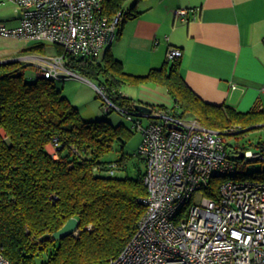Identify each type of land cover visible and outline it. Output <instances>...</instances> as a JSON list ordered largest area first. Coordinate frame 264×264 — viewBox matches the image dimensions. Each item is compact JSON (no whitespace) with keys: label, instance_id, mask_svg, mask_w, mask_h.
<instances>
[{"label":"trees","instance_id":"1","mask_svg":"<svg viewBox=\"0 0 264 264\" xmlns=\"http://www.w3.org/2000/svg\"><path fill=\"white\" fill-rule=\"evenodd\" d=\"M105 1L110 15L126 11L121 29L128 18L139 14L135 5L126 6L128 0ZM28 50L46 54L48 46L39 43ZM105 51L101 58L67 53L66 65L102 87L115 105L127 111L138 112L137 105L142 102L125 95L121 91L124 85L158 84L175 104L171 108L142 104L197 118L224 135L235 157L253 149L239 140L230 142L228 136L240 137L249 129L264 126V106L241 111L226 102L204 100L181 73L182 57L136 75L125 71L110 47ZM55 52L64 49L56 46ZM31 67L34 64L22 59L0 62V250L14 264L106 263L130 242L147 210L143 200L148 192L146 168L128 172L126 140L135 130L132 123L86 119L56 78L37 76L35 71L27 79ZM55 137L61 142L58 157L48 150ZM256 145L264 150V139ZM116 151L121 155L112 157ZM113 162L119 167L111 174ZM250 164L242 165L243 174L264 179V173L248 171ZM223 180L214 177L204 187L205 194L218 199ZM71 217L80 221L78 234L42 240Z\"/></svg>","mask_w":264,"mask_h":264},{"label":"built area","instance_id":"2","mask_svg":"<svg viewBox=\"0 0 264 264\" xmlns=\"http://www.w3.org/2000/svg\"><path fill=\"white\" fill-rule=\"evenodd\" d=\"M8 1L21 23L0 25V37L47 40L64 49L28 57L37 76L47 78L81 76L66 65V54L101 58L119 36L126 16L125 10L110 15L105 0ZM176 14L188 19L189 10L178 9ZM182 56L178 46L168 48L167 61ZM97 88L107 110L123 111L142 133L137 153L146 163L148 190L137 232L117 257L102 264H264V179L242 172L243 164L264 161V150L249 149L235 157L224 135L197 118L171 110H123ZM144 117L156 120L144 124ZM59 140L55 137L49 144L55 157ZM118 167L111 163L109 172ZM214 177H224L218 199L204 192ZM0 264L14 263L0 250Z\"/></svg>","mask_w":264,"mask_h":264},{"label":"crops","instance_id":"3","mask_svg":"<svg viewBox=\"0 0 264 264\" xmlns=\"http://www.w3.org/2000/svg\"><path fill=\"white\" fill-rule=\"evenodd\" d=\"M134 5L139 14L125 21L110 46L126 72L147 74L166 63L170 46H178L183 50L181 73L201 98L226 102L241 111L264 106V0L126 3L128 8ZM178 9H188V19L178 16ZM20 23L13 3L0 0V25L11 28ZM8 38L17 39L0 37V41ZM121 91L142 103L169 108L175 104L166 89L155 83L124 85ZM48 150L54 152L50 145Z\"/></svg>","mask_w":264,"mask_h":264},{"label":"rangeland","instance_id":"4","mask_svg":"<svg viewBox=\"0 0 264 264\" xmlns=\"http://www.w3.org/2000/svg\"><path fill=\"white\" fill-rule=\"evenodd\" d=\"M129 5L132 3V0L127 2ZM43 43L48 46V53H54L56 50V44L47 41V40H24L23 39H2L0 41V62L7 61L11 59H24L27 60L28 63H33L30 60L31 56H38L40 53L29 51V48L36 46V44ZM36 69L33 67L28 68L26 71L27 79H30ZM93 82L89 79H86L85 76H73L67 79H57L58 86L63 89L65 95L67 94L77 107H79L82 115L89 120L108 118L114 124H118L120 122H126L127 124H131L132 122L128 119V117L114 108L110 112L107 113V102H105V97L101 94L99 89L92 84ZM126 86V85H125ZM156 120V118L144 117V124H148L150 121ZM135 132L130 137V139L126 140L125 151L128 155V172L129 174H135L138 167H142V169L146 168L145 163H142L139 157L136 155L139 147V143L141 141L142 133L137 129H134ZM260 139H264V126L257 127L253 129H249L247 132H243V134L238 136H228V140L235 141L239 140L241 145L252 147L253 149H257L256 145ZM253 142L250 145L249 142ZM260 149V148H259ZM121 155L120 152H113L112 157H119ZM260 171L261 174L264 173V162H252L250 164L248 171ZM118 174L122 175L123 172H119Z\"/></svg>","mask_w":264,"mask_h":264},{"label":"water","instance_id":"5","mask_svg":"<svg viewBox=\"0 0 264 264\" xmlns=\"http://www.w3.org/2000/svg\"><path fill=\"white\" fill-rule=\"evenodd\" d=\"M18 59H11V60H7V61H13V60H19ZM7 61H1V62H7ZM137 109L139 110V112H145V113H152V111L154 110L151 106L147 105V104H138L137 105ZM80 230V221L77 217H71L65 224L63 227L59 228V230H57L54 233H47L42 237V240H47L49 238H53V239H62L66 236L69 235H76L79 233Z\"/></svg>","mask_w":264,"mask_h":264}]
</instances>
